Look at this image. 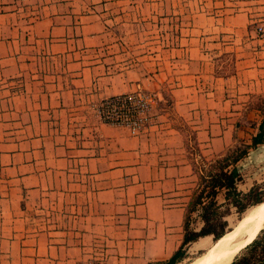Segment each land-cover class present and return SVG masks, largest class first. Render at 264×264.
I'll return each instance as SVG.
<instances>
[{
    "label": "crops",
    "instance_id": "obj_1",
    "mask_svg": "<svg viewBox=\"0 0 264 264\" xmlns=\"http://www.w3.org/2000/svg\"><path fill=\"white\" fill-rule=\"evenodd\" d=\"M108 1L0 0V264H149L181 245L193 141L164 108L137 134L107 124L100 100L162 98L168 85L206 160L250 144L264 118L250 108L264 98V37L252 28L264 17L251 1L194 17L152 73L144 44L130 65L127 37L111 39Z\"/></svg>",
    "mask_w": 264,
    "mask_h": 264
},
{
    "label": "rangeland",
    "instance_id": "obj_2",
    "mask_svg": "<svg viewBox=\"0 0 264 264\" xmlns=\"http://www.w3.org/2000/svg\"><path fill=\"white\" fill-rule=\"evenodd\" d=\"M231 1L232 0H110L108 1L110 3L109 7H107L105 12H107L106 16L109 20V27L112 30L111 39L117 42L116 40L121 34L127 37L124 41V45L128 43L131 48L128 57L130 65L138 61V54L136 48L134 49V45L136 46L137 40H139L140 44L145 45V58L142 60L146 62V71L147 73H152L155 66H158V62H160L159 65L161 66L166 65V61L168 60V49L179 47L181 42H186V40H182V38L186 37L188 32H191L189 28L192 26L189 23L194 17H198L200 14L212 13L213 11H217L219 16H225L230 10H226L227 7L222 6V3H229ZM240 1V7L246 5L245 1H251L254 6L258 7L256 13H260V16L264 17V8H262L264 6V0ZM139 2L144 6V10L142 8L137 10ZM104 3L105 2H103V4ZM229 6L230 5H228V7ZM259 26L264 27V20L262 24L252 26L253 29H256L258 37H264V32H258ZM120 41L121 39L118 40L117 43ZM118 45L119 46H116V48H121V45ZM141 48L143 49V47ZM118 54H121V52ZM227 64L232 65V60L228 59ZM160 90L163 99L154 93L147 92L156 96L157 103L150 112V117L145 128L149 127L154 122V108H164L170 113L175 124L185 131L189 142L190 140L193 141L189 148V155H192L196 162L202 163L204 158L197 149L195 134L192 133V130L185 125L183 120L173 111V100L171 98L169 86H162ZM257 99L258 97H255L253 101L257 102ZM263 111L261 112L264 115ZM246 125L253 128L256 127L253 121ZM250 134H252V132H250ZM241 140L243 139L239 138L235 145L240 144ZM240 166L244 174L243 181L239 183L240 190L248 191L253 185L258 183L264 185V152L261 149H252L249 156L241 160ZM219 200L220 202L225 201L223 193H220ZM243 214L244 213L240 214L235 208H231L230 214L226 217L229 222V231L239 224V220L242 218ZM202 225L203 221L200 216V211H196L193 214L191 227L199 230ZM216 242L217 240L215 241L213 236L200 238L190 245L189 257L180 264H196ZM242 252L243 250L239 255Z\"/></svg>",
    "mask_w": 264,
    "mask_h": 264
},
{
    "label": "trees",
    "instance_id": "obj_3",
    "mask_svg": "<svg viewBox=\"0 0 264 264\" xmlns=\"http://www.w3.org/2000/svg\"><path fill=\"white\" fill-rule=\"evenodd\" d=\"M253 107L263 111L264 98L258 97L257 102L253 101L250 108ZM254 124L257 126L256 123ZM263 143L264 118L258 125V131L252 137L250 144H237L225 154L213 160L203 159L202 163L196 162L190 155L198 175V185L187 204L183 241L170 258L149 264L182 263L189 257V247L192 243L206 236H213L216 241L229 231V222L226 217L230 214L231 208H235L242 214L251 206L264 201V185L262 184L253 185L248 191L239 189V183L244 178L240 166L241 160L249 156L252 149H256ZM220 193L224 195V202L219 200ZM196 211H200L203 221L199 230L191 227L193 214ZM231 264H264V229L240 255L235 257Z\"/></svg>",
    "mask_w": 264,
    "mask_h": 264
},
{
    "label": "built area",
    "instance_id": "obj_4",
    "mask_svg": "<svg viewBox=\"0 0 264 264\" xmlns=\"http://www.w3.org/2000/svg\"><path fill=\"white\" fill-rule=\"evenodd\" d=\"M258 32L263 33L264 27L259 26ZM157 103L153 94L141 89L106 97L94 105L95 111L100 119L111 125L129 128L132 133L137 134L143 128L150 117L152 108ZM81 264H104L101 261Z\"/></svg>",
    "mask_w": 264,
    "mask_h": 264
},
{
    "label": "bare ground",
    "instance_id": "obj_5",
    "mask_svg": "<svg viewBox=\"0 0 264 264\" xmlns=\"http://www.w3.org/2000/svg\"><path fill=\"white\" fill-rule=\"evenodd\" d=\"M239 221L196 264H231L264 228V201L248 208Z\"/></svg>",
    "mask_w": 264,
    "mask_h": 264
},
{
    "label": "water",
    "instance_id": "obj_6",
    "mask_svg": "<svg viewBox=\"0 0 264 264\" xmlns=\"http://www.w3.org/2000/svg\"><path fill=\"white\" fill-rule=\"evenodd\" d=\"M263 229H264V228H263ZM256 237H257V236H256ZM256 237H255V238H256ZM255 238H254V239H255ZM254 239H253V240H254ZM253 240H252V241H253ZM252 241H251V242H252ZM251 242H249L247 245H249ZM247 245H246V246H247ZM246 246H245V247H246ZM245 247H244V248H245Z\"/></svg>",
    "mask_w": 264,
    "mask_h": 264
}]
</instances>
